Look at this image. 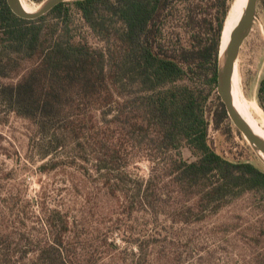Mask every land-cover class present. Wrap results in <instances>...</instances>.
Returning a JSON list of instances; mask_svg holds the SVG:
<instances>
[{"label": "trees", "instance_id": "16d2710c", "mask_svg": "<svg viewBox=\"0 0 264 264\" xmlns=\"http://www.w3.org/2000/svg\"><path fill=\"white\" fill-rule=\"evenodd\" d=\"M231 2L67 0L25 19L0 0V104L29 120L34 137L45 141L41 168L58 166L66 150L74 152L72 162L79 157L87 163L92 155L108 182L109 170L118 171L112 193L130 181L121 172L131 155L128 144L150 147L149 159L162 161L160 173L197 198L201 209L190 208L191 219L214 203L264 191V170L226 159L207 141L205 102L217 85L220 36ZM17 72L15 82L1 80ZM195 74L203 75L206 89L182 82ZM216 101L218 124L229 117L219 95ZM257 102L264 112V76ZM182 144L195 160L171 153ZM160 177L153 170L137 181L142 206L161 196ZM63 249L47 245L37 255L46 264H56V256L57 264H71L69 249Z\"/></svg>", "mask_w": 264, "mask_h": 264}, {"label": "rangeland", "instance_id": "374dc122", "mask_svg": "<svg viewBox=\"0 0 264 264\" xmlns=\"http://www.w3.org/2000/svg\"><path fill=\"white\" fill-rule=\"evenodd\" d=\"M27 1L37 8L44 0ZM237 64L242 94L264 116L257 102L264 76V3L259 1ZM19 75L1 80L13 83ZM192 77L182 82L203 86L202 74ZM216 95L215 87L205 102L208 144L228 160L249 161L264 170V158L230 119L215 123ZM34 133L29 120L0 104V264H46L37 252L47 245L69 249L71 264H264V191L214 203L200 219H191L190 208L201 209L197 198L160 173L162 161L149 159L147 145L128 144L131 155L121 172L130 181L112 193L118 171L109 170L108 182L104 170L96 171L92 155L87 163L79 157L72 162L74 152L66 150L57 157L58 166L41 168L47 159L39 156L45 141ZM176 152L187 161L196 159L185 144L171 153ZM153 170L161 176V196L144 207L136 195L137 181Z\"/></svg>", "mask_w": 264, "mask_h": 264}, {"label": "water", "instance_id": "95a60500", "mask_svg": "<svg viewBox=\"0 0 264 264\" xmlns=\"http://www.w3.org/2000/svg\"><path fill=\"white\" fill-rule=\"evenodd\" d=\"M63 1L67 0H44L35 11L28 12L22 7L19 0H6L12 12L25 19H34L46 14L54 6ZM257 2L258 0H246L239 21L234 29L230 32L229 39L222 52L220 51L219 46L216 89L232 124L244 136L253 150L256 152H262L264 154V140L252 131L247 122L235 109L232 100V76L235 63L238 57L240 46L251 30L257 8ZM229 10L221 31L220 44L222 41L223 30Z\"/></svg>", "mask_w": 264, "mask_h": 264}, {"label": "bare ground", "instance_id": "6f19581e", "mask_svg": "<svg viewBox=\"0 0 264 264\" xmlns=\"http://www.w3.org/2000/svg\"><path fill=\"white\" fill-rule=\"evenodd\" d=\"M22 7L28 11L33 12L37 8L32 6L27 0H19ZM246 0H232L231 8L224 26L222 41L220 44V51L224 49L229 39L230 32L234 29L239 21ZM237 60L235 63L233 76H232V100L235 109L239 112L242 118L247 122L252 131L264 140V116L259 115L254 111L249 102H247L245 96L241 92L240 88V74H239ZM242 87V86H241ZM262 158L264 154L257 152Z\"/></svg>", "mask_w": 264, "mask_h": 264}]
</instances>
